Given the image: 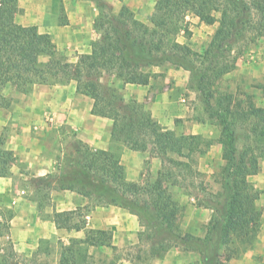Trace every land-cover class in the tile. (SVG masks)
Masks as SVG:
<instances>
[{
    "label": "trees",
    "instance_id": "trees-1",
    "mask_svg": "<svg viewBox=\"0 0 264 264\" xmlns=\"http://www.w3.org/2000/svg\"><path fill=\"white\" fill-rule=\"evenodd\" d=\"M88 1L98 10L93 23L98 39L91 43L88 55L70 64L57 53L48 35L39 34L36 27L16 24L17 0H0V107L11 105V98L2 94L6 86L28 95L35 85L74 81L76 93L93 101L91 113L112 121L109 150L94 151L75 141L65 152L59 174L30 180L32 199L39 211L50 205L51 188L75 192L88 201L75 211L51 216L59 229L84 231L82 239L72 238L67 245L58 243V264H96L89 249L112 247L111 232L86 229L82 219L96 207L105 206L126 209L139 220L140 249L133 264H150L171 248L197 253L201 264L240 260L257 244L260 230L261 211L256 202L261 192L248 178L258 173L259 161L264 159V108L256 106L250 95L240 100L219 90L218 85L235 69L237 59L249 46L264 39V0H155V14L148 24L136 20L126 6L114 14L106 7V0ZM187 15L207 26L216 24L201 50L177 41L181 32L186 39L191 37L185 23ZM59 24H65L62 8ZM152 67L188 71V89L197 94L209 119L220 126L222 165L214 176L220 189L206 195L205 205L212 215L202 236L191 235L181 227L183 208L171 189L185 188L186 181L200 178L188 159L205 154L212 141L162 130L136 100H125L116 88L101 82L104 75H110L123 85L144 86L152 78L164 76L152 74ZM256 88L264 96V80ZM2 142L1 138L0 145ZM119 146L158 158L161 166L157 176L128 182L120 164ZM13 160L11 151L0 148V177L9 174ZM12 216L10 210L2 212L0 236L8 234ZM50 250V241L40 240L37 252L28 259L6 242L0 248V264H50L36 258L40 253L49 258Z\"/></svg>",
    "mask_w": 264,
    "mask_h": 264
},
{
    "label": "crops",
    "instance_id": "crops-1",
    "mask_svg": "<svg viewBox=\"0 0 264 264\" xmlns=\"http://www.w3.org/2000/svg\"><path fill=\"white\" fill-rule=\"evenodd\" d=\"M115 2L117 10L126 6L135 19L148 24L154 16L155 0H106ZM62 8L65 24H59ZM97 11L88 0H17L16 24L23 27H36L39 34L48 35L58 54L70 64H75L81 55L91 52V43L98 39L93 28ZM64 20V19H63ZM185 22L191 31L186 39L181 32L177 41L193 46L195 30L203 32L210 40L216 24L207 26L187 15ZM197 38V37H196ZM204 38V37H202ZM209 42V41H208ZM47 61L46 58L42 59ZM154 77L147 85H123L114 76L104 75L103 84L116 88L125 100H136L158 122L162 130L174 131L177 135H200L212 141L203 155H193L188 159L192 168L200 174L192 183L199 189L188 196L178 193L174 187L173 198L183 205L179 222L183 230L194 236H202L210 221L212 211L205 205L208 193L220 188L214 176L222 165V146L218 142L220 129L206 116L197 94L188 89L189 72L172 67H152ZM227 80H233L227 90L245 100L250 95L254 104L264 108V96L256 88L264 80V39L250 45L236 62L235 69L228 73ZM224 76V77H226ZM76 84L70 81L62 85H35L28 95H23L6 86L5 97L11 98L8 108L0 107L1 149L11 151L14 157L9 164V174L0 177V221L4 210L13 213L9 220L8 234L0 236V248L10 242L14 251L21 257L30 259L38 250L39 241H50V256L44 253L36 258L48 259L50 264H58L59 244L67 245L72 238L82 239L84 231L64 230L55 226L53 213L75 211L87 205L85 197L69 191L51 188L50 205L42 211L32 199L34 189L29 181L59 174L63 168L65 152L75 141L90 149L107 151L111 148L112 121L91 113L93 101L76 93ZM184 96L188 102L180 103ZM47 117L54 123L48 124ZM120 148V164L124 168L128 182H139L145 178H155L160 169V160L149 152H135L124 146ZM251 185L261 192L256 202L261 211L260 230L257 244L244 253L240 260L232 264H264V159L259 161V171L248 178ZM53 187V184H52ZM86 229L109 231L112 234V247L89 249V255L96 264L100 261L112 264H133L137 248V233L141 226L137 216L117 206L96 207L82 218ZM51 260V261H50ZM48 262V261H47ZM150 264H201L195 252H184L171 248L162 257Z\"/></svg>",
    "mask_w": 264,
    "mask_h": 264
},
{
    "label": "rangeland",
    "instance_id": "rangeland-1",
    "mask_svg": "<svg viewBox=\"0 0 264 264\" xmlns=\"http://www.w3.org/2000/svg\"><path fill=\"white\" fill-rule=\"evenodd\" d=\"M105 4H106V7L110 10V12H112V13H114V14H116V13H118V11L119 10H117V4H115V2H105ZM104 4V5H105ZM96 11H97V13H98V10L96 9ZM96 17V16H95ZM186 23V22H185ZM189 28V27H188ZM197 31L195 30V35H196V37H195V39L193 40V46H192V48L193 49H195V50H201V49H203L206 45H207V43H208V41H207V39H206V37L205 36H202V34H204V35H206L205 34V32H203L200 36H198L197 34ZM202 37H204V38H202ZM233 82V80H227V76L226 77H223L220 81H219V85H218V88H219V90H222V91H228L227 90V88H229V87H231L232 86V83ZM3 90H5V88L3 89ZM2 90V91H3ZM229 92V91H228ZM2 94H3V92H2ZM8 98H10V97H8ZM206 116H208V114H205ZM211 121H213V123L216 125V126H218L219 127V129H220V126L219 125H217L216 124V122H215V120H211ZM242 146V143L240 142L239 143V147H241ZM199 178H196V180H198ZM29 183H30V181H29ZM199 186L197 185L196 186V184H194V183H192L191 181H186V187L185 188H183V189H181L180 190V192H178V193H180L181 195H182V197L183 196H188V195H190L191 193H193V192H195L196 191V189H199L198 188ZM172 190V189H171ZM180 204V203H179ZM181 206H182V208H183V205L182 204H180ZM184 209V208H183ZM145 243H149V242H145ZM142 247H144V248H142L143 250L144 249H146L145 247H147L146 245H144V244H142ZM139 249L140 248H136L134 251H135V253H134V256L136 255V254H138V252H139ZM38 259V258H37ZM38 261H40L39 259H38ZM41 261H48L49 262V260L47 259H41ZM51 261V260H50ZM136 264H141V263H136Z\"/></svg>",
    "mask_w": 264,
    "mask_h": 264
},
{
    "label": "built area",
    "instance_id": "built-area-1",
    "mask_svg": "<svg viewBox=\"0 0 264 264\" xmlns=\"http://www.w3.org/2000/svg\"><path fill=\"white\" fill-rule=\"evenodd\" d=\"M179 100H180V103L183 104V105H186L187 102H188L187 98L184 97V96H182ZM46 122H47L48 124H53V123H54V119H53V117H47V118H46Z\"/></svg>",
    "mask_w": 264,
    "mask_h": 264
}]
</instances>
